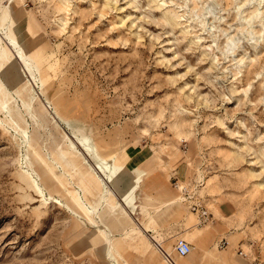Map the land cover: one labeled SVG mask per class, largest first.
<instances>
[{"label": "rangeland", "instance_id": "obj_1", "mask_svg": "<svg viewBox=\"0 0 264 264\" xmlns=\"http://www.w3.org/2000/svg\"><path fill=\"white\" fill-rule=\"evenodd\" d=\"M9 4L24 57L7 51L17 75L13 88L0 80V264H123L79 204L67 123L125 161L141 148L139 169L163 173L179 196L176 170L196 185L208 221L185 201L149 222L171 250L182 216L197 251L200 230L220 226L236 257L264 264V0Z\"/></svg>", "mask_w": 264, "mask_h": 264}, {"label": "crops", "instance_id": "obj_2", "mask_svg": "<svg viewBox=\"0 0 264 264\" xmlns=\"http://www.w3.org/2000/svg\"><path fill=\"white\" fill-rule=\"evenodd\" d=\"M12 10L7 21V8L0 5V66H3L0 67V80L4 85L3 87L6 88L11 84V88H13V79L17 75V72L15 74L7 73L5 67L7 51L14 53L15 56L19 55L12 46H8L5 36L8 30L10 38L19 45L11 29V25L14 23ZM19 56L16 57V61H21ZM67 124L68 129L72 130L74 134V136H70V139L68 137L67 139L72 143L74 142L73 144L80 158H78V163L73 166L74 170L71 174L75 178L76 195L79 204L85 210L88 221L91 224H96L97 229L104 234V243L101 249L104 254L118 255L123 264H171L165 258V252L170 254L174 264H247L244 257L238 254L240 256L238 258L234 255V246L231 250L229 245L218 246L217 240L219 238L223 239L220 235V226L200 230L201 233L198 234L197 241L202 248L197 251V247L188 241L192 246L190 253L183 257L177 256L173 247L172 250L170 249L166 239L155 229H150L149 226V222L153 219L157 226L162 225L163 219L167 215L164 212L165 209L172 206L178 207L182 203L175 201L181 199V196L177 195L172 189L167 190L165 175L154 170L139 169L137 165L145 160V157L140 156L141 148L131 155L128 153L125 161V152L122 155L105 152L104 149L106 148H102L103 145L100 142H95L92 137L80 134V129L74 128L70 123ZM77 144L82 146V150L77 148ZM173 154L168 153V158H171ZM127 171L130 174H127ZM147 173L149 176L146 180L145 175ZM182 176L181 172L176 170L170 179L181 182ZM108 182L116 184L117 188L122 183L124 188L118 190L119 194H117L107 185ZM172 185L174 189L178 190L173 183ZM139 194L143 195V202L139 201ZM150 199L155 200L152 210L147 208V201ZM138 207L144 212L145 216L141 222L133 216L135 209ZM80 218L83 217L80 216ZM186 219L181 216L175 221L177 223L174 226L175 231L173 234H180L182 237L179 238L186 237V230L192 227V225H185ZM202 227H197L196 230ZM148 231L151 233H148ZM112 238H118V242L122 243L124 255L113 246ZM123 239H125L126 244ZM231 239L233 240V237ZM111 247L113 250H111Z\"/></svg>", "mask_w": 264, "mask_h": 264}, {"label": "built area", "instance_id": "obj_3", "mask_svg": "<svg viewBox=\"0 0 264 264\" xmlns=\"http://www.w3.org/2000/svg\"><path fill=\"white\" fill-rule=\"evenodd\" d=\"M174 186L179 190V192L183 195L185 200L189 202V208L191 211L197 215V218L200 223H205L209 219V213L207 212L205 206L197 197V192L194 190L190 191L187 187L183 186V183L179 182L178 180L174 179L173 181ZM227 245V240L222 239L221 243L219 244L220 247H224ZM192 249L191 244L186 241L184 238H177L173 245V250L177 256L183 257L186 256ZM239 255L243 256L245 253L242 250H239ZM165 258L171 263H173L172 257L167 252L164 253ZM262 264V263H258Z\"/></svg>", "mask_w": 264, "mask_h": 264}, {"label": "bare ground", "instance_id": "obj_4", "mask_svg": "<svg viewBox=\"0 0 264 264\" xmlns=\"http://www.w3.org/2000/svg\"><path fill=\"white\" fill-rule=\"evenodd\" d=\"M13 0H9L8 2L10 3V2H12ZM7 2V3H8ZM7 3H1V4H4V6H5V8H6V6H7V21L9 20V13H10V11L12 10V8H13V6H11L10 4L9 5H7ZM0 4V5H1ZM4 33V32H3ZM5 36H6V38H7V44H8V46L10 45V46H13L15 49H16V51L19 53V55L20 56H22V58L24 57V52H23V50L20 48V46L19 45H17V43L14 41V40H12L11 38H10V36H9V34H8V30H7V33H5ZM3 39V38H2ZM6 41V40H5ZM17 57V56H16ZM27 60V59H26ZM66 123V122H65ZM24 138V137H23ZM28 143V142H27ZM201 183H199V184H197V185H200ZM184 186V185H183ZM186 187V186H185ZM187 189L190 191V189L191 190H194L195 192H197L196 191V185H194V187L193 188H189V187H187ZM181 194V193H180ZM181 196H182V198L181 199H176L175 201L177 202H185L186 200H185V198L183 197V195L181 194ZM227 245H228V242H227ZM226 245V246H227ZM190 253V252H189ZM188 253V254H189ZM244 257H245V254L243 255Z\"/></svg>", "mask_w": 264, "mask_h": 264}]
</instances>
